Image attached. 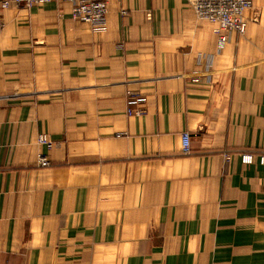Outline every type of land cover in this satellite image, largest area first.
Returning a JSON list of instances; mask_svg holds the SVG:
<instances>
[{
  "label": "crops",
  "instance_id": "1",
  "mask_svg": "<svg viewBox=\"0 0 264 264\" xmlns=\"http://www.w3.org/2000/svg\"><path fill=\"white\" fill-rule=\"evenodd\" d=\"M13 6L0 8V264H264L261 11L219 48L184 0H109L96 24L63 2Z\"/></svg>",
  "mask_w": 264,
  "mask_h": 264
},
{
  "label": "built area",
  "instance_id": "2",
  "mask_svg": "<svg viewBox=\"0 0 264 264\" xmlns=\"http://www.w3.org/2000/svg\"><path fill=\"white\" fill-rule=\"evenodd\" d=\"M51 1L63 2L70 6L73 19L96 24L105 16L109 0H0V7L8 8L12 5L30 7L36 3ZM184 1L198 18L213 24V31L219 48H222L227 41L229 32L236 31L239 34H244L247 26L245 12L253 8L251 0ZM134 113H139V110H134ZM181 136V151L187 153L189 151V134L184 131ZM39 141L46 145H51V142L44 136H40ZM244 159H248V156L244 157ZM38 163L39 165H48L49 159L42 154L38 159Z\"/></svg>",
  "mask_w": 264,
  "mask_h": 264
},
{
  "label": "rangeland",
  "instance_id": "3",
  "mask_svg": "<svg viewBox=\"0 0 264 264\" xmlns=\"http://www.w3.org/2000/svg\"><path fill=\"white\" fill-rule=\"evenodd\" d=\"M252 1V3H253V7L256 9V10H259V11H261V13L264 15V0H251ZM46 3H56V4H58L59 6H60V3H62V2H57V1H51V2H40V3H36V4H34L33 6H30V7H26V8H24L23 6H13L15 9H21V8H24V9H26L27 11H31V9L33 8V7H41V6H43L44 4H46ZM67 7H68V5H67ZM1 8V7H0ZM68 10H69V15H70V17H71V19H73L72 18V15H71V12H70V6L68 7ZM19 19H22V17H18ZM35 20H37V19H34V18H32L31 19V21H35ZM73 20H75V19H73ZM83 22H86V21H83ZM16 24H17V26H19L20 25V22L19 21H16ZM36 24H38V22H32V25H36ZM4 25V21H3V19H2V21H0V26H3ZM40 36H41V31L40 30H33L32 31V37H31V49H40L39 47L40 46H42L41 45V40H40ZM16 37H18L19 39H20V37H19V34H18V32H16ZM18 38H16V41L18 40ZM21 43H23V40H21L20 41V46H18L17 45V47H16V49H20L21 47H24L23 45H21ZM44 44H45V42H44ZM50 44H52V45H54V43L53 42H50Z\"/></svg>",
  "mask_w": 264,
  "mask_h": 264
},
{
  "label": "bare ground",
  "instance_id": "4",
  "mask_svg": "<svg viewBox=\"0 0 264 264\" xmlns=\"http://www.w3.org/2000/svg\"><path fill=\"white\" fill-rule=\"evenodd\" d=\"M70 12H71V10H70ZM75 20H79V19H75ZM79 21H82V20H79Z\"/></svg>",
  "mask_w": 264,
  "mask_h": 264
}]
</instances>
